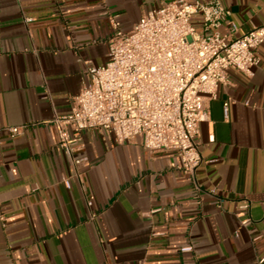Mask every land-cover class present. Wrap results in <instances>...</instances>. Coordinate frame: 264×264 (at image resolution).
Segmentation results:
<instances>
[{
    "label": "crops",
    "instance_id": "obj_1",
    "mask_svg": "<svg viewBox=\"0 0 264 264\" xmlns=\"http://www.w3.org/2000/svg\"><path fill=\"white\" fill-rule=\"evenodd\" d=\"M165 1L0 0V264L264 258V42L253 75L230 72L199 124L196 185L170 167L172 153H150L138 139L117 145L85 131L71 154L59 147L54 113L70 111L87 66L106 62L110 18L128 32ZM221 2L233 36L264 25V0ZM84 156L90 164L76 174L71 157Z\"/></svg>",
    "mask_w": 264,
    "mask_h": 264
},
{
    "label": "built area",
    "instance_id": "obj_2",
    "mask_svg": "<svg viewBox=\"0 0 264 264\" xmlns=\"http://www.w3.org/2000/svg\"><path fill=\"white\" fill-rule=\"evenodd\" d=\"M229 18L221 0L161 2L128 32L111 17L106 62L87 66L88 82L73 97L70 111L54 113L59 147L71 154L85 131L103 132L117 145L138 139L150 153H172L170 167L196 185L195 174L203 163L199 124L208 118L219 88L229 85L230 72L253 75L264 42V25L233 36L238 28ZM222 27L228 28L227 34ZM230 103H223L225 118ZM6 130L12 138L20 133V128ZM71 158L76 174L90 164L86 156ZM208 194L214 197L215 190ZM263 263L261 258L258 264Z\"/></svg>",
    "mask_w": 264,
    "mask_h": 264
},
{
    "label": "rangeland",
    "instance_id": "obj_3",
    "mask_svg": "<svg viewBox=\"0 0 264 264\" xmlns=\"http://www.w3.org/2000/svg\"><path fill=\"white\" fill-rule=\"evenodd\" d=\"M196 30H197V31H200V29H199V28H196Z\"/></svg>",
    "mask_w": 264,
    "mask_h": 264
}]
</instances>
